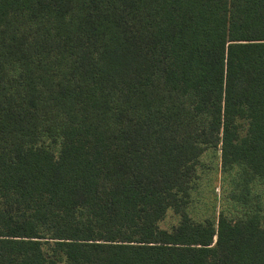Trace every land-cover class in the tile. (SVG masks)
<instances>
[{"label":"trees","instance_id":"trees-1","mask_svg":"<svg viewBox=\"0 0 264 264\" xmlns=\"http://www.w3.org/2000/svg\"><path fill=\"white\" fill-rule=\"evenodd\" d=\"M211 146L264 184V0H0V264H264L257 215L186 212Z\"/></svg>","mask_w":264,"mask_h":264},{"label":"rangeland","instance_id":"rangeland-1","mask_svg":"<svg viewBox=\"0 0 264 264\" xmlns=\"http://www.w3.org/2000/svg\"><path fill=\"white\" fill-rule=\"evenodd\" d=\"M163 91L170 98L166 110L179 114V124L174 118L171 125L174 131L172 138L176 143L186 145L190 133L208 129L206 122L193 119L192 98L179 97L165 89ZM46 143L48 149L57 155L59 145H50L49 141ZM247 178L248 175L238 167H232L223 173L219 148L214 146L205 148L196 166L186 208L188 216L194 222L214 223L219 214L232 221H238L246 213L257 215L264 226V184L259 179H254L249 183L246 191L243 185ZM178 222L179 216L172 210H168L163 219L158 222V228L170 231Z\"/></svg>","mask_w":264,"mask_h":264}]
</instances>
